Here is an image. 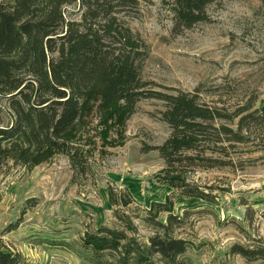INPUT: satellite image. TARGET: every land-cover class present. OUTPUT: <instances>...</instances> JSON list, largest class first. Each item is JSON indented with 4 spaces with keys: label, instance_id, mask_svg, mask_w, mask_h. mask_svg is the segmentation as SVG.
Here are the masks:
<instances>
[{
    "label": "rangeland",
    "instance_id": "374dc122",
    "mask_svg": "<svg viewBox=\"0 0 264 264\" xmlns=\"http://www.w3.org/2000/svg\"><path fill=\"white\" fill-rule=\"evenodd\" d=\"M17 2L0 0L6 10ZM171 4L140 0L125 19L149 48L143 81L172 95L197 91L202 101L230 113L254 102L264 114L263 3L218 0L207 8V22L182 35L173 32ZM62 12L66 21L81 17L77 5ZM8 96L0 88L2 127L13 119ZM165 109L163 101L144 99L124 122L101 98L86 99L74 129L84 172L44 147L2 156L0 239L22 255L20 264H95L85 241L102 226L122 227L120 213L132 218L147 244L156 234L148 221L152 208L165 202L184 220L175 235L192 246L185 256L189 264H264L232 253L237 244L264 247V124L249 129L246 143L178 149L181 159L171 166L153 150L172 136L160 119ZM228 126L237 129V121ZM166 215L162 211L160 221ZM10 227L15 230L8 232Z\"/></svg>",
    "mask_w": 264,
    "mask_h": 264
},
{
    "label": "trees",
    "instance_id": "16d2710c",
    "mask_svg": "<svg viewBox=\"0 0 264 264\" xmlns=\"http://www.w3.org/2000/svg\"><path fill=\"white\" fill-rule=\"evenodd\" d=\"M12 10L0 4V88L7 90L12 123L0 126V169L3 155H16L27 146L47 148L70 158L84 172V160L74 138L88 98H101L127 122L144 99L160 100L161 120L172 129L165 144L153 150L174 166L178 149L194 143H246L252 126H263L264 114L254 102L230 113L202 101L199 93L156 91L142 79L147 43L126 22L140 0H17ZM218 0H172L173 32L207 22V8ZM264 5V0H260ZM77 5L79 20L64 19L62 8ZM22 73L29 79H20ZM233 124L237 129L222 124ZM220 122V123H219ZM75 134H74V133ZM71 138H66L72 134ZM206 199L202 193L191 194ZM208 199V198H207ZM149 223L156 234L141 243L132 218L118 214L122 227L102 226L85 241L95 264H189L187 239L175 233L184 220L165 202L155 204ZM165 212L166 219L159 215ZM12 228V229H10ZM8 232L14 231L10 227ZM234 255L264 261V247L237 244ZM22 255L5 248L0 239V264H20Z\"/></svg>",
    "mask_w": 264,
    "mask_h": 264
}]
</instances>
